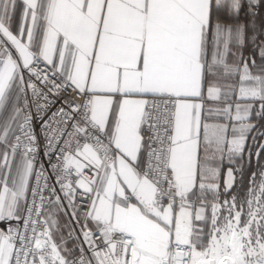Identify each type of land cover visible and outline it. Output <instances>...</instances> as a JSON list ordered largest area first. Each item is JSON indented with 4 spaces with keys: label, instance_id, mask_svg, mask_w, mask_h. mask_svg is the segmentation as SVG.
<instances>
[{
    "label": "snow or ice",
    "instance_id": "6c2138e0",
    "mask_svg": "<svg viewBox=\"0 0 264 264\" xmlns=\"http://www.w3.org/2000/svg\"><path fill=\"white\" fill-rule=\"evenodd\" d=\"M0 264H264V0H0Z\"/></svg>",
    "mask_w": 264,
    "mask_h": 264
}]
</instances>
